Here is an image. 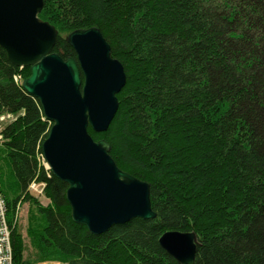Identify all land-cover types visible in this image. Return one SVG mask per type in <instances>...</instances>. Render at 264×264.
<instances>
[{"label":"trees","instance_id":"16d2710c","mask_svg":"<svg viewBox=\"0 0 264 264\" xmlns=\"http://www.w3.org/2000/svg\"><path fill=\"white\" fill-rule=\"evenodd\" d=\"M57 31L53 53L76 59L75 31L97 29L126 76L105 141L117 168L150 188L153 221L100 236L72 222L67 185L38 160L51 127L16 83L30 76L0 49L3 162L17 195L1 194L13 264H177L158 245L167 232L196 235L195 264H264V0H43ZM0 175H2L0 170ZM45 185L46 207L28 195ZM32 210L27 247L16 215Z\"/></svg>","mask_w":264,"mask_h":264},{"label":"water","instance_id":"95a60500","mask_svg":"<svg viewBox=\"0 0 264 264\" xmlns=\"http://www.w3.org/2000/svg\"><path fill=\"white\" fill-rule=\"evenodd\" d=\"M43 6V0H0V49L13 66L30 70L21 88L51 125L41 156L46 170L67 185L72 222L100 236L132 220H155L149 186L121 172L109 145L88 133L103 134L114 120L126 84L122 65L94 28L66 37L75 60L53 53L58 34L39 19ZM196 244L192 232H167L158 240L177 264H195Z\"/></svg>","mask_w":264,"mask_h":264},{"label":"built area","instance_id":"2783aa9c","mask_svg":"<svg viewBox=\"0 0 264 264\" xmlns=\"http://www.w3.org/2000/svg\"><path fill=\"white\" fill-rule=\"evenodd\" d=\"M17 81L20 82V86L22 84V78L20 76H16ZM14 121V117L11 115H2L0 116V147L3 146L4 139L2 132L4 128L11 124ZM38 160L43 164L44 169L46 170L45 163L43 161L42 156L40 155ZM47 171V170H46ZM1 178V175H0ZM45 185L38 184L33 182L27 189L28 195L34 194H43ZM0 191H1V184H0ZM19 211V210H18ZM7 208L5 205V201L3 196L0 192V264H13V254H12V246H11V227L7 220ZM17 220V215H16Z\"/></svg>","mask_w":264,"mask_h":264},{"label":"rangeland","instance_id":"374dc122","mask_svg":"<svg viewBox=\"0 0 264 264\" xmlns=\"http://www.w3.org/2000/svg\"><path fill=\"white\" fill-rule=\"evenodd\" d=\"M3 157H4V150H3V147L1 146L0 147V170L2 173V175H1L2 182H4V184H2L3 190L9 196H11V193H12V196H15V195H17L18 192H16L15 190L8 189L7 186H11V187L16 188V181H15L14 177L12 176L11 169L7 165H5V163L2 161ZM30 196L35 198L37 200V202L43 207H46L49 204V202L44 198L43 194L41 195L39 193L38 194L33 193V195L30 194ZM31 207L32 206H30L28 203L20 204L19 211L17 212V223H18L20 232L24 238L25 245L27 247V252L25 253V258H29L32 254V250L30 249V247L28 245V241L26 239V234H25L26 228H27V222H28V218H29V212H31L30 209L31 210L33 209Z\"/></svg>","mask_w":264,"mask_h":264},{"label":"bare ground","instance_id":"6f19581e","mask_svg":"<svg viewBox=\"0 0 264 264\" xmlns=\"http://www.w3.org/2000/svg\"><path fill=\"white\" fill-rule=\"evenodd\" d=\"M16 83L20 84V82H19V81H17Z\"/></svg>","mask_w":264,"mask_h":264}]
</instances>
